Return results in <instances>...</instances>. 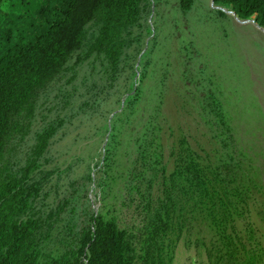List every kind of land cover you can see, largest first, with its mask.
<instances>
[{"label": "trees", "instance_id": "obj_1", "mask_svg": "<svg viewBox=\"0 0 264 264\" xmlns=\"http://www.w3.org/2000/svg\"><path fill=\"white\" fill-rule=\"evenodd\" d=\"M212 2L264 28V0ZM149 4L0 0V264H175L180 242L203 233L216 264H259L252 221L237 222L243 213L247 220L252 215L255 178L242 165L236 135L213 90L202 92L206 100L196 105L206 116V129L220 133L211 149L182 135L167 149L172 170L166 165L142 170L148 161L140 155V169L136 164L130 171L136 225L97 215L87 204L79 215L73 198L55 208L44 204L36 176L49 164L56 121L35 130L29 147L21 146L33 133L40 101L55 81L70 73L76 78L77 67L94 57L102 58L115 78ZM192 4L180 0L185 12ZM133 99L130 94L125 103ZM136 178L149 186H133Z\"/></svg>", "mask_w": 264, "mask_h": 264}, {"label": "rangeland", "instance_id": "obj_2", "mask_svg": "<svg viewBox=\"0 0 264 264\" xmlns=\"http://www.w3.org/2000/svg\"><path fill=\"white\" fill-rule=\"evenodd\" d=\"M131 34L134 44L115 78L94 57L77 67L76 78L70 73L55 81L40 101L33 133L21 146L29 147L35 130L56 121L49 164L36 176L44 204L55 208L73 198L79 215L87 204L97 215L136 225L130 171L136 164L140 169V155L148 161L142 170H172L167 149L182 135L211 149L220 133L206 129L196 105L206 100L202 92L213 90L236 135L242 165L255 178L254 201L248 199L252 215L247 220L243 213L237 222L252 221L251 245L264 264V28L212 0H193L187 12L180 0H150ZM130 94L134 99L126 104ZM136 185L145 189L149 183L136 178ZM205 236L182 240L175 264H216Z\"/></svg>", "mask_w": 264, "mask_h": 264}, {"label": "water", "instance_id": "obj_3", "mask_svg": "<svg viewBox=\"0 0 264 264\" xmlns=\"http://www.w3.org/2000/svg\"><path fill=\"white\" fill-rule=\"evenodd\" d=\"M218 9H220V10H222V11H225L224 9H222V8H219V7H217ZM233 13V12H232ZM234 14V13H233ZM234 15H236V14H234Z\"/></svg>", "mask_w": 264, "mask_h": 264}, {"label": "bare ground", "instance_id": "obj_4", "mask_svg": "<svg viewBox=\"0 0 264 264\" xmlns=\"http://www.w3.org/2000/svg\"><path fill=\"white\" fill-rule=\"evenodd\" d=\"M231 13V12H230Z\"/></svg>", "mask_w": 264, "mask_h": 264}]
</instances>
